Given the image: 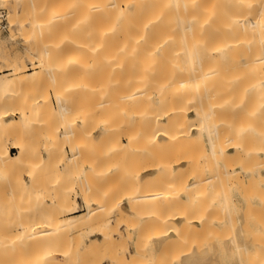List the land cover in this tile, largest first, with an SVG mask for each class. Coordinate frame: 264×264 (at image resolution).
I'll return each instance as SVG.
<instances>
[{
	"label": "bare ground",
	"instance_id": "obj_1",
	"mask_svg": "<svg viewBox=\"0 0 264 264\" xmlns=\"http://www.w3.org/2000/svg\"><path fill=\"white\" fill-rule=\"evenodd\" d=\"M15 1L22 9L14 10L8 18L10 22L17 18L23 32L26 25L40 26L59 15L47 5V0ZM83 1L80 4L84 7L86 47L104 57L119 75L118 79L114 76L115 80H107L102 89L105 109L111 114L113 108H119L117 101L116 107L112 105L116 99L121 102L122 111L149 121L144 120L149 123H144V129L139 127L143 131L141 137V132L137 134L139 138L124 133L126 147L122 138L117 142L128 148L139 139L149 152L153 150L155 154L157 150L149 148L155 146L160 152L164 150V156L158 151V155L151 153L155 158L147 161L150 164H144L142 169L140 165L138 170L131 168L125 174L122 188L127 207L123 202L108 201L107 197L105 202L96 201L95 184L86 180L81 184V195L87 203L82 214L74 212L76 196L71 198L68 184L61 187L62 182L58 186L56 183L54 198L45 202L35 174L28 173L30 184L18 175V188L10 189L9 196L21 194L27 201L28 195L30 208L38 213L32 221L22 219L17 225L5 224L0 228V264H113L114 259L117 262L118 247H112L120 246L122 241L133 246L123 255L130 258L124 264H144L149 244L160 253L173 246L184 247L180 246L183 250L168 264H217L228 256L233 264H264V0ZM236 34L238 39H232ZM25 41L27 57L36 58L39 52L31 32L26 31ZM44 45L45 57L40 55L37 61L39 67L50 71L54 67V43ZM17 54L11 59L0 53V59L11 63L8 67L12 69L11 73L0 74V94L5 96H16L18 83L24 82L18 77V63L25 59ZM71 90L72 94L76 92ZM67 91L55 89V111L63 122L61 137L76 145L71 155H65L63 166L71 173L76 170L82 151L77 143L80 134L76 138L80 113L67 104ZM35 102L21 105L18 119H8L10 113L0 111V133L18 135L25 131L26 124L34 125L33 121L45 128L49 126L47 117L52 116L51 109H42ZM107 127L112 128L109 123ZM53 140L59 145L57 137ZM162 143L164 149L160 148ZM13 147L18 150L16 155L8 147L0 150L5 173L14 172V164L32 168L36 156L32 158L30 145L13 143ZM47 158L48 163L55 161L52 154ZM46 160L42 161L44 167ZM92 164L89 172H84L86 177L98 172L95 162ZM236 188L240 195L235 196ZM6 199V195H0L3 222L10 214ZM255 212H260V217ZM60 214L67 218L59 217ZM252 217L260 220L253 221ZM68 228L83 237L87 235L89 244L80 252L79 260L76 254L58 245V241L60 244L66 241L64 238L68 240L63 235ZM111 249L115 255L108 257ZM104 254L107 255L103 257ZM101 255L103 259L99 258Z\"/></svg>",
	"mask_w": 264,
	"mask_h": 264
},
{
	"label": "rangeland",
	"instance_id": "obj_2",
	"mask_svg": "<svg viewBox=\"0 0 264 264\" xmlns=\"http://www.w3.org/2000/svg\"><path fill=\"white\" fill-rule=\"evenodd\" d=\"M14 1L15 0L6 2L7 4L5 2L0 1V53H2V55H4L5 57H10L11 59H14V57L18 55L17 54L18 52L25 59L24 62L18 63V75H19L18 77H21L22 79H24V82L18 83L17 85L18 91L15 90V92L17 93L16 96L12 94H8L6 96L0 94V111L6 110L7 113H10L9 116L7 117L8 119L10 118L18 119L19 114L17 112L20 106L25 105L26 107L28 106V104L30 105L34 104V101H36L35 103H37L39 107H41L42 109L43 108L44 109L47 108L48 110L51 109L50 111H52V116L47 117L50 120H49V126H47L46 128L39 125L40 123H38L37 121L36 122L33 121V123H35L34 125H29L32 123L26 124V127L30 126L29 128H27V131H26V127L24 126L25 127L24 130L26 131L27 134L24 133L25 131L23 130V128L22 130L24 131L23 132L24 134L22 132L18 135L16 134V132L12 134L11 132L6 133V134L0 133V150L4 149L5 147H8L9 150L11 151V154L16 155L18 153V150L13 149V143L23 144L26 142L30 145V150L33 149L31 150L32 158H35V156L36 158L39 157L38 158L39 162H38V159L36 160V158L35 160L32 159L34 160L32 164L33 165L32 168L30 165L16 166L14 162L9 161V164L11 165L14 164L13 165L14 172H8V173L7 172L5 173L4 171L5 169L1 165L2 161H0V195L1 194L6 195L7 210L10 213L8 214L9 219L6 220L5 222H3L0 219V228L4 227L5 224L8 225V227H10L11 225H17L18 221L22 219H26V220L30 219V221H32L33 218L37 215L36 213H38V211H33V209L30 208V205H32V203L31 204L29 203L30 199L28 195H27L28 198L26 201L25 199L26 196L24 197L21 194H18V196L15 198L9 196L8 194L10 189L18 188V186L15 185L17 183V179H15V177H18V175H22L28 184L32 182L31 179L28 177V173L29 174L31 173L33 175L35 174L34 177H35L36 183L40 186V188L43 191L42 196L44 197L43 200H45V202L46 200L49 201L54 198V193H55L54 190H56L55 189L56 183L58 186V184L61 185L60 183L62 182L63 185L61 187H64V186L66 187L67 186L66 184H68L69 190L67 191L70 193L71 198H74V196H76V199L78 200V203H79L78 211L76 210L74 211L76 214L84 213L87 207V203L83 201V198L81 195V190H82L81 184L83 185V183L86 180L95 184L96 192L94 194V197L97 200L95 198L94 199L96 201L99 200V202H101L104 200L105 202L106 201L105 197H107L108 201L112 199L114 202L116 201H118L119 203L123 202L124 207H127L125 191L122 188L123 187L122 184H124L123 182H125V178H126L125 174L131 168L134 169L135 167V169L137 170L140 169L139 168L140 165L142 169L143 168L142 166L144 164L147 165V163L150 164V162H147V161H152L155 158V156H152L154 154L152 152L153 150L149 152L148 148H145L146 145H141V142H139L140 141L139 139L137 140L138 143L135 145L136 147L133 145L134 147L125 148L127 146L126 145L127 140H126V137H124L123 135L125 132L129 134L132 133L134 135H137L138 133L141 132V134H138V135L142 136L143 131L141 130V128L144 125L145 121H147V119L142 118L143 120L142 119L139 120L138 117L135 118V116L133 117L132 115H130L131 114L130 112L127 113L126 111H122L121 102L119 103L118 100L116 99L112 101L113 102L112 105L116 107L115 104L118 103L120 105L119 106L120 109L118 108V106L116 108H113L112 109L113 111L111 112V114H108V111L105 109L103 102L106 99L103 96L102 89L104 88L105 84H107V80L113 79L112 77L116 76L118 72H116L115 67L112 68L113 66L109 67L108 64H106L104 57L100 56L97 53H93L92 51L87 49L86 47L87 43L85 39V35H86L85 27L86 26H85V21H84L85 20L84 19V9H83L84 7H81L83 5V4L82 5L80 4L81 0H78V1L75 0L77 4H74L75 3L74 0H47L48 2L47 5L49 4L52 8L54 7L55 10L59 12L58 13L59 17L57 16L56 18L49 20L48 23L40 25V26L26 25V29L24 30V32L22 31L20 27L21 23L19 22L17 18L15 19L13 18L14 22L16 23L12 22L13 19L10 22L8 18V16L9 17L11 16L8 14H12L14 10H17L20 12L22 9V5L21 4L18 5L19 3L16 1L14 3ZM38 1H41V0H38ZM13 3L17 6L14 7ZM81 3H84V1L82 0ZM75 5H77L76 6L77 8H75ZM56 6H58L59 9ZM67 14L68 16H66ZM69 14L71 15L69 16ZM77 16L79 17L78 18L79 20L76 19ZM80 16L82 17L80 18ZM70 17H74V18L71 20ZM26 31L31 32L35 40L34 42L35 47L38 48L37 50L39 54L35 56L36 58L33 57V59L30 57H27V43L25 41ZM234 37H232V39L235 40V39H238L239 36L236 34L234 35ZM51 41L54 43V46L52 47L53 50L51 52L53 55V63H54L53 66L54 67L50 71H47L39 67L37 60H39L38 57L40 55H41V58L45 57L44 52L46 49V45L44 44H47L48 42H51ZM102 62L104 63V65ZM10 64L4 62L3 59H0V74L1 75L4 73H11L12 69H9L10 67H8V65ZM108 67L110 68V70ZM19 68L21 69L19 70ZM33 72H38V73H36L35 75H30ZM18 77H14V78L16 79ZM115 79H118V77ZM56 88H67L68 89V91L64 94V96H67V104L72 108V110L76 111L77 113H80L77 118L79 131H77L76 138H79L78 134H80V141L77 143H80L79 146H81L80 150L82 151L81 152L82 155L80 154V157H79L80 160H78L79 161L78 165L77 167H75L76 170L73 169V172H71L73 175L70 173L69 170L67 171L64 170L63 166L66 165L65 155H71V152L73 148L75 149L76 145L68 144L65 141V138H62L63 136L61 137L60 135L63 132V124H62L63 122L59 118V116H57V111H55L58 107V100H57V96L55 92ZM71 89H76L77 93L74 92L73 93L74 95H73L71 93L72 92ZM116 101L117 103H115ZM108 123L112 127L110 130H109V127H107ZM7 124L9 123H6V125ZM140 126L141 128H139ZM235 128H239V126H236ZM259 128L261 129L262 126L260 125ZM28 131L30 133H28ZM134 131L135 133H133ZM53 137H57L59 139L58 140L59 145L55 144ZM119 138H122V141L125 147H123L117 142ZM111 141H113V143H110ZM57 146H59V148ZM142 146H145V147H142ZM160 146L159 147L161 149H164L163 143ZM149 148L150 149L154 148V150H157V151L159 150V148L155 146H150ZM141 151L142 152L147 151L149 152V154L142 153ZM157 151L155 152V154H157ZM162 151L164 152V150ZM162 151L161 152L158 151V153L160 152L161 156H164V154L162 155L163 153ZM140 153H142L143 155L142 154L140 155ZM50 154H52L53 157L55 158V161L53 163L51 162L48 163L47 156L49 157ZM145 154L149 155L150 159L147 158ZM37 155L39 156L37 157ZM138 155L140 157L142 156V158L140 159ZM137 159L139 160L137 161ZM45 160L47 161V163L45 162L47 165V167L45 165L46 168L43 165L44 162H42ZM142 160H143V163H142ZM93 162H95V165L98 168L97 169L98 172L96 175L93 174L94 176L90 174V175H87L86 177L84 175V172L85 173H87L86 171L89 172L90 167L93 166L92 164ZM39 163L41 164L43 163V164L41 165ZM90 163H91V166H90ZM62 170L66 171V174H64V171L61 172ZM11 173L14 176H12ZM56 173L59 175H57ZM69 173L70 175H68ZM82 174L84 175L83 177L81 176ZM55 175L58 177L55 178L56 177ZM6 177H8V179H6ZM12 178L14 179L12 180ZM110 178L112 179V181ZM7 181L8 182L11 181V183H8ZM239 185L241 186V184ZM7 186L10 188H8ZM238 190L237 188L234 190V192L237 191L235 193V196L239 193ZM240 193H243L242 188L240 189ZM95 200L94 202L98 203ZM111 205L113 206L114 204L112 203ZM95 206H97V204L94 205V207ZM58 212L60 213V211H57V210L55 211V213L59 214ZM68 213H69V209L67 208L66 214ZM100 213L103 214V211L102 212L100 211ZM66 214L64 215L60 214L59 217H62L63 215V217L67 218ZM258 214H261V213L259 212ZM256 217L255 218L252 217V218H253V221L256 220L257 222L258 220H260V218L257 220ZM258 217L260 216L258 215ZM113 228L111 227L109 229L112 231ZM148 229L149 228H146V231L150 232L151 229L150 230ZM65 230L63 231V235H66L64 237H67L68 240L64 238L66 241L62 240L60 241V244L58 241V245L60 248L66 247L65 249L69 250L71 254L73 255L76 254V256L78 257L76 256L75 257L77 258V260H79L81 258L80 252H83L84 246L89 244V241L87 240L88 238H86L87 235L84 234V237H83L79 234H75V232L72 229L68 228ZM121 230L123 233H125V228L122 227ZM67 231H70V232H68L67 234L66 233ZM146 235H149V234L146 233ZM69 240L71 241L70 244H68ZM121 243L122 244L120 246L116 245V248L115 246L112 247L115 250L118 247V250L116 252L111 249L112 252L109 251L110 252V253L108 252L109 255L106 254L108 257L115 255L114 252L117 254L115 255L117 262L114 261L115 260L114 259L112 262L113 264L114 263L124 264L127 260L130 259L128 256H126L127 257L126 258L123 255H126V251L128 249L133 250V246L126 244L127 245L126 247L125 241H122ZM80 244H81V247H80ZM55 245H56V242H55ZM60 245H62V247ZM149 245L148 247H150V250L149 251L146 250V252L147 251L148 252L146 253V256L143 257V260L145 262L144 264H152L153 262L156 264L157 261H159L157 262V264H168L167 262L169 261L170 263V260L172 261L173 257L176 260L175 257L178 256V252H181L183 250L182 248H184L181 245L179 246L177 245L176 247L178 249L177 250L173 246V247H170L168 250L166 249V253L161 252L162 253L161 255L159 250L155 249V246L151 247L152 244H149ZM129 246L132 248H130ZM76 249L79 251H77ZM146 249H149V248L146 247ZM157 251L160 254L156 253ZM164 254L166 255L165 257H164ZM106 255L104 254L103 257H105ZM170 256H172L171 259H170ZM103 257L102 255L99 256L100 259H103ZM156 258L158 259L156 260ZM152 259H154L153 262H152ZM230 259H231L230 256H228L227 258H224L223 260L220 259L217 261V264H233L231 263V261L233 262V260H230ZM77 260H74V261H77ZM143 260H142V263H143Z\"/></svg>",
	"mask_w": 264,
	"mask_h": 264
},
{
	"label": "crops",
	"instance_id": "obj_3",
	"mask_svg": "<svg viewBox=\"0 0 264 264\" xmlns=\"http://www.w3.org/2000/svg\"><path fill=\"white\" fill-rule=\"evenodd\" d=\"M13 149H15V148L13 147ZM78 209H79V203H78V200L76 199L75 210L78 211Z\"/></svg>",
	"mask_w": 264,
	"mask_h": 264
}]
</instances>
